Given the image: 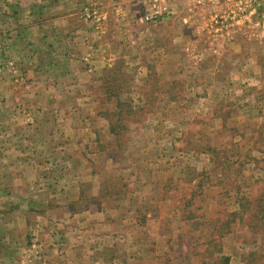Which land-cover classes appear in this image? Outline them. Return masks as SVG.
Segmentation results:
<instances>
[{
	"label": "rangeland",
	"instance_id": "1",
	"mask_svg": "<svg viewBox=\"0 0 264 264\" xmlns=\"http://www.w3.org/2000/svg\"><path fill=\"white\" fill-rule=\"evenodd\" d=\"M10 4L22 18L0 10V264H264L262 234L237 222L220 235L264 192V89L240 87L264 81V15L249 0ZM129 108L146 112L124 146L111 124Z\"/></svg>",
	"mask_w": 264,
	"mask_h": 264
},
{
	"label": "trees",
	"instance_id": "2",
	"mask_svg": "<svg viewBox=\"0 0 264 264\" xmlns=\"http://www.w3.org/2000/svg\"><path fill=\"white\" fill-rule=\"evenodd\" d=\"M9 0H5V3H8ZM13 16H15L18 20H20L22 18V15H20V12L17 11V13H13ZM43 15V14H42ZM38 17H36V20H39V22L37 23V25L41 24V20L39 18V15H37ZM109 71L112 73H116L119 72L118 68L117 69H113V68H109ZM110 110H112L111 108H109ZM113 111H117L113 110ZM107 114L109 113L108 110H106ZM146 112L145 108H141L139 110H132V108H129V110L126 111L127 115H132L131 118H129L128 122L125 121V117H124V112L120 111L118 114L122 115V118L118 119L116 121V123H118L119 125H112L111 128V134L114 135V137L116 138V141H118V143H120V145H124L126 143V140L128 141V137L127 135L130 133L131 130V124H136L141 122V120H139L138 117H142V113L144 114ZM106 114V113H104ZM117 114V113H116ZM115 115V113H114ZM113 116V115H112ZM112 121V120H110ZM125 138V139H124ZM127 149V147H124V149ZM122 150V149H121ZM219 152L216 148H213L212 146L208 147L207 150V154H213V156L211 155L212 159H215V163H219ZM117 154H119V150L118 151H114V154L111 155L110 157H116ZM223 165V168L225 165H230L229 160L227 158V156H225V159L220 163L219 165ZM243 164V163H242ZM108 185V190H109V183ZM106 188V186H105ZM123 188L120 190V192H118L117 194H119V196H123ZM108 193H112L111 191H107L106 194L108 195ZM113 194V193H112ZM240 210L239 211H229L226 216L229 217V220L227 221H223V224L220 226V235L223 236L224 232L229 233L233 227V224H236L237 222L243 223L245 226L248 227V229L250 230V232H252V234L256 237L259 235H263L264 237V192L260 194V196H258V198L256 199H248V198H240ZM5 212V210L0 208V213ZM231 217L233 219H231ZM231 227V229H229ZM225 229H229V230H225ZM262 231V232H261ZM259 232V233H258Z\"/></svg>",
	"mask_w": 264,
	"mask_h": 264
},
{
	"label": "crops",
	"instance_id": "3",
	"mask_svg": "<svg viewBox=\"0 0 264 264\" xmlns=\"http://www.w3.org/2000/svg\"><path fill=\"white\" fill-rule=\"evenodd\" d=\"M16 1V0H15ZM12 2V0H9L8 1V3H6L5 5H4V7L3 8H6V9H2V7L0 8V10H2L3 11V14H5V15H9V16H12L9 12H8V10H7V5L8 4H10ZM10 5H12V4H10ZM43 6H40V13L39 12H34V11H31L30 13H32L33 15H35V14H37V15H39V16H42V13H43V11L44 10H42L43 8H42ZM42 10V11H41ZM18 12H20V11H18ZM14 13H17V11H15ZM58 20L59 19H57L54 23L56 24V26H57V28H59L60 26V24L58 23ZM42 30L43 29H46L47 27H48V22L47 21H44V22H41V24L40 25H38ZM29 27L30 26H28V25H26V26H22V28H21V30L22 31H24V32H27L28 31V29H29ZM22 31H20V33L22 32ZM28 33H24L23 34V36H25L24 38H27L28 37ZM20 36H22V33L20 34ZM0 39H3V40H5L6 41V43H8V45H10V41H11V37L9 38V37H5V36H3L1 33H0ZM20 39V38H19ZM14 40L16 41V38L14 37ZM20 40H22V39H20ZM23 40H25V39H23ZM26 42H27V44H31V41H28V40H25ZM1 46V45H0ZM8 54H6V52H5V54L3 55V56H7ZM255 78H259V79H255V78H249L248 80H250V82L252 83V81L254 80L255 82H258V85H253V84H251L250 82L248 83L247 82V84H246V82H244L243 84H240V87H241V85H242V89H245V91L247 92V94L248 93H250V92H252V94H254V95H256L257 96V98H260V93H262L261 92V90L262 89H264V84H262V83H264V81L263 80H261L260 78H261V76H258V74H257V76H254ZM261 80V81H260ZM234 82V81H233ZM232 82V83H233ZM254 82V83H255ZM256 86H258V88L256 87ZM236 87V86H235ZM241 88H237L235 91H236V95H234L233 96V98L232 99H235V100H240V93H242V92H240V90H241ZM233 89H235V88H233ZM239 90V91H238ZM232 92V94H233V92L234 91H231ZM235 94V93H234ZM241 102V101H240ZM262 102H260V103H258V105H260ZM256 104H257V102H256ZM260 107H261V105H260ZM249 112V111H248ZM247 112V113H248ZM59 242V241H58ZM58 242H56V243H58ZM74 250H75V254H79V252H78V249H76V248H74ZM63 251H65V249H63Z\"/></svg>",
	"mask_w": 264,
	"mask_h": 264
},
{
	"label": "built area",
	"instance_id": "4",
	"mask_svg": "<svg viewBox=\"0 0 264 264\" xmlns=\"http://www.w3.org/2000/svg\"><path fill=\"white\" fill-rule=\"evenodd\" d=\"M249 10L251 13L255 14H262L264 15V0H249ZM155 13H160L159 11H156ZM153 17V16H150ZM149 19V17H148Z\"/></svg>",
	"mask_w": 264,
	"mask_h": 264
}]
</instances>
